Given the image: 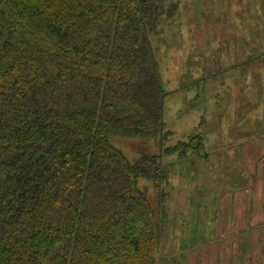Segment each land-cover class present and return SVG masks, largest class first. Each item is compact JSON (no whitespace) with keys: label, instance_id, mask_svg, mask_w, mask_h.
I'll return each instance as SVG.
<instances>
[{"label":"trees","instance_id":"16d2710c","mask_svg":"<svg viewBox=\"0 0 264 264\" xmlns=\"http://www.w3.org/2000/svg\"><path fill=\"white\" fill-rule=\"evenodd\" d=\"M159 1L0 0V264H156L164 169L110 138L165 128Z\"/></svg>","mask_w":264,"mask_h":264},{"label":"rangeland","instance_id":"374dc122","mask_svg":"<svg viewBox=\"0 0 264 264\" xmlns=\"http://www.w3.org/2000/svg\"><path fill=\"white\" fill-rule=\"evenodd\" d=\"M159 4L167 6L151 39L167 92L165 128L156 137L114 135L110 142L132 161L140 150L156 155L164 169L161 182L140 180L164 216L156 264H242L234 197L258 176L264 182V83L256 96L240 97L244 108L227 93L245 74L264 80V68H242L259 53L249 50L264 47V0ZM196 134L203 146L171 149Z\"/></svg>","mask_w":264,"mask_h":264},{"label":"crops","instance_id":"0c3cea01","mask_svg":"<svg viewBox=\"0 0 264 264\" xmlns=\"http://www.w3.org/2000/svg\"><path fill=\"white\" fill-rule=\"evenodd\" d=\"M240 48L243 52H246V47ZM249 51L259 53L255 54V61L245 62L244 60L242 66L244 71L253 68L256 72L257 69L264 68V56L262 55L264 47H253V50ZM245 75L239 80L241 86L238 88L236 86L230 93H227V96H231L232 100L235 99L234 96L236 95L238 108H244L247 104L242 105L241 101L243 99L241 100L240 97L244 98L251 92H254L256 96L257 93L261 92V86L259 85L264 83V80L258 76H254V83L249 82L248 78L252 79V77L246 75L247 78ZM253 107L258 109L261 106L253 104ZM241 179L244 181V176ZM214 180H216L215 174ZM250 184L248 186L242 185V190L239 191L238 189L239 192L234 197V202L238 205V208L236 210L237 220L234 221L233 227L242 232V237L240 235L237 237L239 242H242L241 253L237 254V259L240 256L242 264H264V182L258 176L256 182ZM251 190H253L252 194H250ZM247 212H251L250 215L248 214V218Z\"/></svg>","mask_w":264,"mask_h":264}]
</instances>
